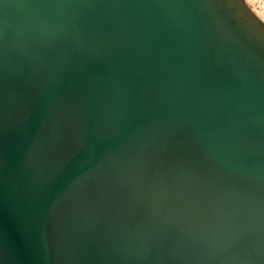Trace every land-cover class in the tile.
Wrapping results in <instances>:
<instances>
[{
	"label": "water",
	"instance_id": "95a60500",
	"mask_svg": "<svg viewBox=\"0 0 264 264\" xmlns=\"http://www.w3.org/2000/svg\"><path fill=\"white\" fill-rule=\"evenodd\" d=\"M0 264H264L246 0H0Z\"/></svg>",
	"mask_w": 264,
	"mask_h": 264
},
{
	"label": "rangeland",
	"instance_id": "374dc122",
	"mask_svg": "<svg viewBox=\"0 0 264 264\" xmlns=\"http://www.w3.org/2000/svg\"><path fill=\"white\" fill-rule=\"evenodd\" d=\"M254 12L264 20V0H246Z\"/></svg>",
	"mask_w": 264,
	"mask_h": 264
}]
</instances>
